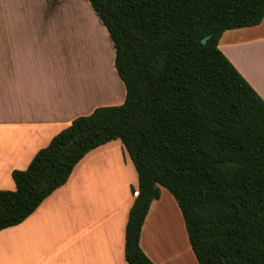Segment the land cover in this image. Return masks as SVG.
<instances>
[{"label": "trees", "instance_id": "obj_1", "mask_svg": "<svg viewBox=\"0 0 264 264\" xmlns=\"http://www.w3.org/2000/svg\"><path fill=\"white\" fill-rule=\"evenodd\" d=\"M88 1L113 40L125 102L75 119L12 172L0 231L24 222L89 152L120 140L139 181L128 264H153L140 239L162 188L199 264H264V100L218 47L224 32L262 23L264 0Z\"/></svg>", "mask_w": 264, "mask_h": 264}, {"label": "crops", "instance_id": "obj_2", "mask_svg": "<svg viewBox=\"0 0 264 264\" xmlns=\"http://www.w3.org/2000/svg\"><path fill=\"white\" fill-rule=\"evenodd\" d=\"M97 40L107 61L99 47L97 65L78 70L71 51L94 49ZM218 47L264 100V20L224 32ZM125 98L113 40L88 0H0V190H16L12 172L27 169L75 119ZM138 187L120 140L94 149L24 222L0 231V264H128L126 227ZM140 246L153 264H199L165 188Z\"/></svg>", "mask_w": 264, "mask_h": 264}, {"label": "rangeland", "instance_id": "obj_3", "mask_svg": "<svg viewBox=\"0 0 264 264\" xmlns=\"http://www.w3.org/2000/svg\"><path fill=\"white\" fill-rule=\"evenodd\" d=\"M97 42H98V40H97ZM99 42H100V44H99ZM99 42H98L99 45H97V43H96L94 49H92L91 47H89L88 49L79 48L77 50H72L71 51V55H72L71 56V60L73 62L76 61V64L75 65H76V68L78 70H80L81 68H84L86 70V67L89 69V66L92 63H95L97 65V62H98L97 57L99 55V50L101 49L99 47H102V48L105 49V51L106 50L108 51L106 45L102 41H100V40H99ZM103 44H104V46H103ZM108 62H109V60H108ZM108 62H106V65L108 64ZM109 66H110V64H109ZM78 74L80 75V72Z\"/></svg>", "mask_w": 264, "mask_h": 264}, {"label": "bare ground", "instance_id": "obj_4", "mask_svg": "<svg viewBox=\"0 0 264 264\" xmlns=\"http://www.w3.org/2000/svg\"><path fill=\"white\" fill-rule=\"evenodd\" d=\"M103 51H104V52H103V56H104L105 60L107 61V57H108L107 55H109V53H108L107 50L105 51L104 48H103Z\"/></svg>", "mask_w": 264, "mask_h": 264}, {"label": "water", "instance_id": "obj_5", "mask_svg": "<svg viewBox=\"0 0 264 264\" xmlns=\"http://www.w3.org/2000/svg\"><path fill=\"white\" fill-rule=\"evenodd\" d=\"M207 40H208V37L204 38V39L202 40V43L205 44V43L207 42Z\"/></svg>", "mask_w": 264, "mask_h": 264}]
</instances>
